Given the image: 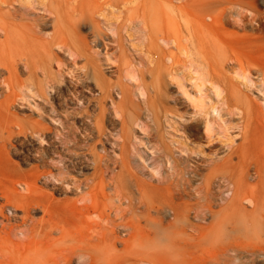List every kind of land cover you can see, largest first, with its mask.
<instances>
[{
	"label": "rangeland",
	"instance_id": "rangeland-1",
	"mask_svg": "<svg viewBox=\"0 0 264 264\" xmlns=\"http://www.w3.org/2000/svg\"><path fill=\"white\" fill-rule=\"evenodd\" d=\"M110 1L94 16L108 32L111 59L106 60L104 53L95 55L94 63L82 69H90L91 74L96 64L97 75L110 84L111 96L102 103L107 111L103 124L113 138L120 132L121 116L127 120L129 141L125 151L120 152L121 147L112 139L99 142L95 148L94 152L106 153L110 158L106 181H110L112 171H120L130 188L181 192L172 201L182 210H190L189 224L200 230L209 226L211 217L200 221L193 213L196 208L207 205L216 212L225 209L231 230L227 243L233 247L241 243L245 264H264V173L259 177L256 170L264 165V102L256 84L242 77L243 71L251 73L253 82L261 76L258 67L264 61V48L254 49L256 42L251 44L252 39L247 38L255 30L237 20V15L227 14L222 19L214 17L215 13L207 16L209 7L199 12L190 7L181 15L175 8L184 9L185 0H166L165 9L154 8L152 14L153 7H145V24L141 18L143 8L139 12L135 5L149 0H129L126 7ZM243 1L264 19V0ZM90 26L88 20L79 33L91 37ZM256 44H264V35ZM13 50L7 47L2 54L10 66ZM116 55L120 61H114ZM85 61L86 57L80 56L76 66H83ZM119 62L121 77L116 67ZM49 68L57 71L54 62ZM1 75L6 77L7 73ZM18 75L28 82L41 83L44 79L41 73L34 77L18 71ZM86 80L81 97L82 101L91 102H84L82 108L95 114V98L102 91L91 77ZM59 81L57 84L62 87L65 82ZM65 87V94L57 96L61 101L68 97V86ZM13 89L17 90L0 88V154L6 163L5 169L0 168L5 175L0 183V264H53L56 254L70 247L78 232L87 227L91 220L88 218L94 217L81 208L89 201L81 197L88 184L83 182L79 189L70 191L55 185L49 175L41 174L46 170L57 174V168L45 161L57 164L56 152L63 150V144L54 136L55 124L39 115L42 112L49 116L48 112L56 107L53 91L44 90L45 99L37 107L32 101L15 106L2 103ZM124 94L125 107L115 113L112 103ZM132 118L140 125L131 124ZM73 120L77 127L85 126L83 120ZM30 122L46 128L43 137L29 130L19 132L22 123ZM88 142L92 144L89 138L80 139L71 150L69 172L73 179H83L93 170L91 159L83 155ZM136 147L139 148L135 151ZM116 158H123L126 165L115 164ZM26 183L35 195L33 200L26 197ZM35 203V208H28ZM56 223L63 229H57ZM119 235L127 236L124 229ZM182 236L192 237L197 247L178 260L205 264L204 256L220 258L219 243L212 235L199 239L194 227L186 226ZM228 253L233 255L234 250Z\"/></svg>",
	"mask_w": 264,
	"mask_h": 264
},
{
	"label": "bare ground",
	"instance_id": "bare-ground-1",
	"mask_svg": "<svg viewBox=\"0 0 264 264\" xmlns=\"http://www.w3.org/2000/svg\"><path fill=\"white\" fill-rule=\"evenodd\" d=\"M107 1L109 0H0V35L4 37L0 39V88H17V90L13 89L8 92L1 102H9L15 106L32 101L33 105L37 107L42 99H45L44 90L53 91L56 107H52L48 112L49 116L42 112L39 115L49 118L55 124L54 136L58 142L63 144V150L56 152L59 158L57 164L50 162L49 159L45 161L57 168V174H52L50 170L42 171L41 174L49 175L51 179L55 180V185L67 187L70 191L79 189L83 182L88 184V188L83 190L81 197L89 201H85L81 208L93 214L94 217L88 216V219L91 220L87 221V227L78 232L76 241L70 247L64 248L62 252L56 254L53 264H72L73 262L78 264H188L177 259L184 253L191 254L193 248L197 247V244L191 241L192 237L182 236L186 231V226L194 227L195 237L200 239V237L212 235V238L219 243L220 258L215 255L209 258L204 256L205 264H245L240 254L242 253L241 243L236 244L235 247L227 243L231 230L229 229L230 217L227 216L225 209L216 212L207 205L196 208L193 213L200 221L207 216L211 217L209 226L200 230L199 227L189 224L190 210L188 208L182 210L179 205L173 203L172 199L180 196L181 192L167 190L150 192L140 186H137L136 189L130 188L128 179L124 178L120 171H112L110 181H106L105 172L110 167V158L106 153L94 152L95 148L99 142L112 139L117 146L121 147L120 152L125 151L129 141L127 120L121 116L120 132L116 138H113L103 124V116L107 111L102 103L111 96L110 84L97 75L98 71L94 67L96 64H94L91 74L90 69H86L84 72L82 69L89 67L91 62L94 63L95 55L104 53L106 60L111 59L112 52L109 50L110 43L107 40L108 32L103 30L94 16V13L102 9L103 4ZM113 1L117 4H124L122 7H126L125 3L129 0H111L110 4ZM136 1L134 0V2ZM165 1H138L135 7L139 12L143 8L141 18L146 24L145 7L152 6V14L154 8L160 7L164 10ZM185 1L184 9L182 7L175 8V10L181 11V15L186 14L190 7L198 12L204 7H209L211 11L207 12V16L215 13L214 17L222 19L227 14H233L238 16L237 20L251 26L256 32L247 36L248 39L253 40L250 41L251 44L252 42L257 43V40L264 35L263 17L260 12L252 9V5H246L243 0ZM5 4L8 6L7 9L3 6ZM88 20L91 21V37L79 33V29L87 24ZM109 28L113 30V27L109 26ZM112 38L115 40L114 37ZM256 43L253 45L254 49L264 48V44L257 45ZM100 45H102L101 49ZM232 45L234 44L232 43ZM7 47L14 49L11 66L2 55ZM82 55L86 57V61L83 66L77 67L78 58ZM114 61H120V56L116 55ZM53 62L57 66L55 73L49 68ZM116 67L119 71L118 75L121 77V63H117ZM258 68L261 76L257 81L253 82L250 72L243 71L242 77L256 84L262 91L261 97L264 102V61ZM18 71L29 73L34 77L41 73L44 75L43 82L21 80ZM4 72L7 73L6 77L1 75ZM236 73L238 75L239 72ZM89 77L92 79L91 82L99 86L102 91L95 98L98 106V111L95 114L82 108L84 102H91V99L82 101L83 97H81L85 91L83 88L87 85L86 78ZM59 80L65 82L62 87L57 84L61 83ZM12 82L16 85L13 83L11 86ZM118 82L120 85L119 78ZM65 85L68 86L69 91L66 95L68 97L61 101L59 98L57 99V96L65 94ZM216 88L220 89L217 85ZM255 91L259 92L258 89ZM126 102L124 94L118 102L112 103L115 113L124 108ZM70 107L72 108L70 109ZM77 118L83 120L85 126L77 127L76 121L73 120ZM135 123L140 125L136 118H132L131 124ZM45 129L38 122H30L22 123L19 132L29 130L32 134L43 137V134L46 133ZM257 130L260 129L257 128ZM88 138L91 139L92 144L89 142L86 144L83 155L91 159L93 170L83 179H73L69 172L73 159L71 150L76 147L80 139ZM138 148L136 147L135 151ZM119 162L123 166L126 165L123 158L114 159L115 164ZM5 166L6 163L0 154V168ZM176 170L178 173L181 172ZM256 170L260 177L264 173V165L257 166ZM4 178L5 175L0 172V183ZM262 183L261 196L264 198V181ZM26 187L28 191L26 197L33 200L35 195L32 193L31 187L29 185ZM35 205L37 203L30 204L28 208H35ZM170 215L172 218L168 219L167 216ZM55 227L59 230L63 229L57 223ZM122 229L127 236L119 235ZM195 237L193 236V238ZM118 245H122V247L118 248ZM230 250H234L233 255L228 253Z\"/></svg>",
	"mask_w": 264,
	"mask_h": 264
}]
</instances>
